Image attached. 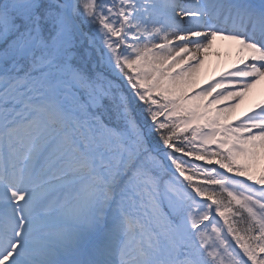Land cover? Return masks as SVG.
Masks as SVG:
<instances>
[{
  "label": "snow or ice",
  "instance_id": "snow-or-ice-1",
  "mask_svg": "<svg viewBox=\"0 0 264 264\" xmlns=\"http://www.w3.org/2000/svg\"><path fill=\"white\" fill-rule=\"evenodd\" d=\"M262 81L264 0H0V264H264Z\"/></svg>",
  "mask_w": 264,
  "mask_h": 264
},
{
  "label": "bare ground",
  "instance_id": "bare-ground-1",
  "mask_svg": "<svg viewBox=\"0 0 264 264\" xmlns=\"http://www.w3.org/2000/svg\"><path fill=\"white\" fill-rule=\"evenodd\" d=\"M224 52L227 56H223ZM216 53H219V55H216ZM229 53H231V55H229ZM234 60L235 54L233 46L226 42L217 41L210 56L206 59L205 63L198 68L196 75L191 78L193 79L194 84L188 89L189 93L192 91H198L202 88H208L209 85H214L216 81H222L225 85L223 88H216V93L223 92L227 94V92L233 87L238 90L239 86L229 83L232 78L228 77V72L232 70ZM224 63H226V67ZM216 93H213V95ZM244 97H250L248 109H252L256 104L264 103V81L249 90ZM207 99H211V97H208ZM204 102L196 101L195 103ZM231 103H233L231 100H222L221 104L216 105L215 108H220ZM244 113L246 112L241 108L235 107L226 122L237 123L238 118H242Z\"/></svg>",
  "mask_w": 264,
  "mask_h": 264
},
{
  "label": "rangeland",
  "instance_id": "rangeland-1",
  "mask_svg": "<svg viewBox=\"0 0 264 264\" xmlns=\"http://www.w3.org/2000/svg\"><path fill=\"white\" fill-rule=\"evenodd\" d=\"M226 47H227V46H226ZM227 49H228V47H227ZM174 54H175V53H173V55H174ZM223 56H227V54L224 52V53H223ZM224 65H225V67H226V63H224ZM125 90L127 91L128 89H125ZM249 103H250V97H243V99L240 101V103H239V105H238L237 107L241 108L244 112H248V111H249V109H248V104H249ZM247 109H248V110H247ZM213 111H214V109H213ZM161 118H162V117H161ZM174 142H179V141H174ZM170 151H171V150H170ZM173 155H175V156H179V157H181L182 159L187 160L189 163L203 164L205 167H216L217 170H219V171H224V170H222V169H219L218 165H215V164H213V165H207V164H205L204 161H196V160L194 159V157L184 156L183 153L173 152ZM188 172L194 176V179H193V181H191V183H198L199 180H200V176H199V174L194 173V172H191V170H188ZM225 175H232V174H230V173H226V172H225ZM180 179L183 180V177H181ZM185 183H189V182L185 181ZM256 187H260V186H256ZM198 199H202V198H198ZM223 199H224L225 201H227L229 198H228L227 195L225 194L224 197H223ZM233 206L235 207L234 202H233ZM228 215L230 216L231 214H228ZM217 219H221V218H220V217H217ZM221 223L223 224V220H221Z\"/></svg>",
  "mask_w": 264,
  "mask_h": 264
}]
</instances>
